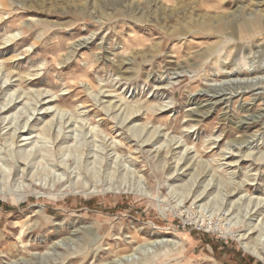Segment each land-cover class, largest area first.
Masks as SVG:
<instances>
[{
	"label": "rangeland",
	"instance_id": "rangeland-1",
	"mask_svg": "<svg viewBox=\"0 0 264 264\" xmlns=\"http://www.w3.org/2000/svg\"><path fill=\"white\" fill-rule=\"evenodd\" d=\"M263 156L264 0H0V264H264Z\"/></svg>",
	"mask_w": 264,
	"mask_h": 264
},
{
	"label": "bare ground",
	"instance_id": "bare-ground-1",
	"mask_svg": "<svg viewBox=\"0 0 264 264\" xmlns=\"http://www.w3.org/2000/svg\"><path fill=\"white\" fill-rule=\"evenodd\" d=\"M131 117V116H130ZM133 118V117H132ZM129 120V119H128ZM127 121V120H126ZM20 134L24 135L25 138L23 140V142H28V141H31L33 140L35 137H33V135L31 134H27L24 132V131H21ZM24 157H29V154L26 156L24 155ZM264 157V156H263ZM246 158H250V156H246ZM260 160V159H259ZM260 203V202H259ZM263 204V203H262ZM259 206V204H258ZM261 206V205H260ZM261 211V210H259ZM250 230H254V228L250 229ZM260 238L257 239V242L256 244H254L253 247H249V244H246V245H243L246 247V249L256 258H258V260H264V237L263 235L262 236H259ZM242 240H246L245 237L243 236L242 237Z\"/></svg>",
	"mask_w": 264,
	"mask_h": 264
}]
</instances>
